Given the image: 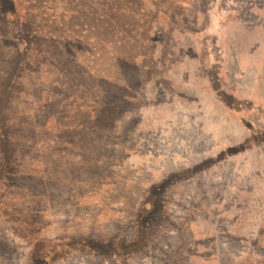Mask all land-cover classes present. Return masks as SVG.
<instances>
[{
    "label": "rangeland",
    "instance_id": "1",
    "mask_svg": "<svg viewBox=\"0 0 264 264\" xmlns=\"http://www.w3.org/2000/svg\"><path fill=\"white\" fill-rule=\"evenodd\" d=\"M0 264H264V0H0Z\"/></svg>",
    "mask_w": 264,
    "mask_h": 264
},
{
    "label": "trees",
    "instance_id": "2",
    "mask_svg": "<svg viewBox=\"0 0 264 264\" xmlns=\"http://www.w3.org/2000/svg\"><path fill=\"white\" fill-rule=\"evenodd\" d=\"M148 206V205H147ZM146 205H144V207L143 208H146L147 207ZM147 210V209H146ZM149 211V210H148ZM149 213H150V211H149ZM148 213V215H150ZM144 237H142V238H136V239H129V240H122V241H120L119 242V246L118 247H120V248H122L123 247V249L124 250H126V249H128V248H133L134 247V245H135V247H138V246H140L143 242H145V239H143ZM99 244H103V243H99ZM99 244H97V245H95L96 247H98V246H100L101 247V245H99ZM118 247H117V249H118Z\"/></svg>",
    "mask_w": 264,
    "mask_h": 264
}]
</instances>
